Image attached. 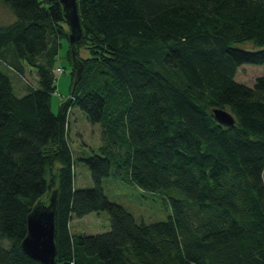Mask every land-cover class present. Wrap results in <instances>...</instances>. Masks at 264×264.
I'll return each instance as SVG.
<instances>
[{
    "label": "trees",
    "instance_id": "obj_1",
    "mask_svg": "<svg viewBox=\"0 0 264 264\" xmlns=\"http://www.w3.org/2000/svg\"><path fill=\"white\" fill-rule=\"evenodd\" d=\"M2 1L17 19L0 24V264H42L21 240L53 190L56 264H264V74L253 85L235 79L241 64H264V0H78L82 39L68 51L73 83L57 112L63 5ZM244 40L252 47L235 45ZM17 58L34 67L37 86ZM73 104L103 126V154L84 158L91 187L74 186ZM213 107L235 123L219 122ZM113 165L117 178L167 192L169 218L139 222L111 200L102 181ZM99 210L109 230L71 231L73 216Z\"/></svg>",
    "mask_w": 264,
    "mask_h": 264
},
{
    "label": "rangeland",
    "instance_id": "obj_2",
    "mask_svg": "<svg viewBox=\"0 0 264 264\" xmlns=\"http://www.w3.org/2000/svg\"><path fill=\"white\" fill-rule=\"evenodd\" d=\"M4 15L11 21L17 19L16 14L0 0V16ZM0 23L1 19H0ZM60 45L58 53L55 57L56 65H62L65 68L56 81V90L51 96V106L53 111L57 112L62 101L66 100L71 92L73 75L72 65L68 58V51L71 47L68 36L60 37ZM235 45L243 48L252 47L249 40L235 42ZM81 56L89 55V49L82 45L79 49ZM3 69L10 74L12 72L6 66ZM14 72V71H13ZM264 74V64L248 63L241 64L235 75V79L253 85L256 78ZM33 83L37 82L30 78ZM68 131L69 141L73 151L74 166V184L77 187H91L94 181L91 176L90 168L84 159L94 153L103 154L100 144L103 141V126L100 122H91L86 112L78 105L73 104L68 111ZM114 165L111 168V174L105 176L102 181L103 189L106 195L113 201L124 205L136 218L137 221L146 223L166 220L172 213L170 197L167 192L161 190H150L141 187L135 182H126L113 175ZM171 193L177 196H183L178 189L171 190ZM70 229L73 232L97 233L104 232L111 228L110 214L107 210L92 211L84 216H75L70 221Z\"/></svg>",
    "mask_w": 264,
    "mask_h": 264
},
{
    "label": "water",
    "instance_id": "obj_3",
    "mask_svg": "<svg viewBox=\"0 0 264 264\" xmlns=\"http://www.w3.org/2000/svg\"><path fill=\"white\" fill-rule=\"evenodd\" d=\"M63 5L65 18L70 27L69 39L73 54L76 45L82 39V24L78 10V0H60ZM80 77L77 72L75 84ZM215 118L224 124L235 123L233 112L225 107H213ZM57 190H53L47 202H37L27 215V233L21 240V247L30 257L41 261L42 264H56V208Z\"/></svg>",
    "mask_w": 264,
    "mask_h": 264
},
{
    "label": "crops",
    "instance_id": "obj_4",
    "mask_svg": "<svg viewBox=\"0 0 264 264\" xmlns=\"http://www.w3.org/2000/svg\"><path fill=\"white\" fill-rule=\"evenodd\" d=\"M0 19H1V22H3V23H0L1 25H3V24H9V23H12L13 21H15V20H13V21H11V19H10V17L9 18H6V20L5 21H3V19H4V15L3 14H1V16H0ZM15 62L16 63H20L21 64V66H22V68L24 69V73L28 76V77H30V78H33L36 82H37V72H36V70L34 69V67L32 66V65H30V64H27L25 61H23V60H19L18 58L15 60ZM9 74V73H8ZM9 76H10V78H11V81H12V83H13V86H14V90H15V92L18 94V95H23L24 93H26L28 90H29V88H28V86L24 83V81L20 78V76L17 74V73H15V72H10V74H9ZM69 130H70V126H69ZM68 130V131H69ZM102 131H103V129H102ZM69 134V133H68ZM70 142V141H69ZM71 144V143H70ZM102 144H103V141H102V143L100 144V147L102 146ZM75 164V163H74ZM75 166V165H74ZM74 168V167H73ZM74 170V169H73ZM74 179V178H73ZM74 186L75 187H77L75 184H74ZM74 217L75 216H73L72 218H71V220H73L74 219ZM70 220V221H71ZM71 225V224H70ZM73 232V231H72Z\"/></svg>",
    "mask_w": 264,
    "mask_h": 264
},
{
    "label": "built area",
    "instance_id": "obj_5",
    "mask_svg": "<svg viewBox=\"0 0 264 264\" xmlns=\"http://www.w3.org/2000/svg\"><path fill=\"white\" fill-rule=\"evenodd\" d=\"M64 72V68L62 66H56L54 68V73L58 77L61 73Z\"/></svg>",
    "mask_w": 264,
    "mask_h": 264
}]
</instances>
